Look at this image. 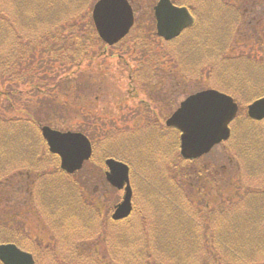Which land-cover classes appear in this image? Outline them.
Listing matches in <instances>:
<instances>
[{"label": "rangeland", "instance_id": "374dc122", "mask_svg": "<svg viewBox=\"0 0 264 264\" xmlns=\"http://www.w3.org/2000/svg\"><path fill=\"white\" fill-rule=\"evenodd\" d=\"M43 1L0 0V12L4 14V11L20 10L21 6L25 14L36 17L37 10L43 6ZM96 1L92 3V7ZM131 1L134 4L136 28L119 43L118 48L116 47L119 44L112 51L100 49V47H95L89 54L82 51L75 57L76 63L73 67L68 60L71 55L63 51L60 52L61 43L57 45L56 42L54 46H49L48 51L43 46L33 49L22 46L19 49L23 56L20 61L16 62L14 52L17 50V45L15 44V48L8 41L0 40V55L6 51L13 54V56L8 54L10 64L7 63L6 66L1 63L0 59V75H5L1 77V81L6 82L5 86L0 84V135L11 138L10 130H13L15 125L12 122L18 119L25 121L26 124H33L30 119H33L34 116L37 118L40 113L44 120L41 122L42 125H48L61 131H85L88 137L91 133L94 135V140L91 141L90 137L93 146L92 158L76 176L67 179L72 182L69 184L70 186L80 187V192L67 190V181L59 179L54 174L55 170L52 166L50 169L47 168L52 160L45 159L40 151L36 153L40 155L38 160L43 162L38 163V166L33 161V157L27 159L25 171L31 174L34 173L32 171L34 168L44 174L42 177L32 174L33 190L35 193L43 191L44 199L50 205L45 207V201H41L42 198L35 199L33 210L30 209L29 213L25 215V225L15 215V208L12 210L11 206L7 208L1 206L0 238L7 237L10 231L13 233L15 231L17 238H27L35 245L37 241L34 237L40 229V221H48L54 222V224L48 223L49 225L46 226L48 237L43 240L46 242L44 245L56 246L62 253L61 258L73 261V264H83L87 261L85 264H116L119 259H129L130 255L133 262L125 260L126 264H149L148 261L156 262L157 257H166L163 255L164 252H156L158 247L157 244L155 245V238L153 239L151 235V229L145 228L148 231L149 240H144L145 229L142 234L140 231L138 235L131 236L133 232L130 230V226L133 223H130V220L133 218L125 220L124 223L109 222L106 211L118 199L120 200L121 194L115 195L105 182L102 184L98 173L103 167L104 160L109 158L103 157V155H110L111 149H115L120 156L117 159L125 163L128 162L124 160V156L130 155V160L135 164L132 172L130 170L132 184L136 190L134 203L136 206V201L139 198L141 204L146 206V189H142L139 185L141 178L151 177L161 167V162L179 157V148L177 152L172 150L167 156L164 155L165 147L168 145L162 129L165 120L188 95L207 88L231 93L239 106L237 120L231 125V139L226 144L211 149L212 151L206 155L203 162L204 165L210 162L212 170L218 171L216 174L214 173V188L211 193L209 188L212 206H215L216 199L218 201L223 196H229V198H237L238 201L236 203L235 200H232L233 203L229 202L232 206L228 205V208L231 209L228 210V214L229 211L243 210L245 203L241 196L244 197L242 195L244 189L249 198L255 195L257 198L261 195L264 204V175L251 174L250 172L253 171L247 164V160L241 158L237 151L244 148V144H249L252 152L256 146H264V124H248L244 119L245 103L247 100L248 102L252 100V92L259 90L250 91L246 85L236 81L232 77L234 67H228L227 70L222 69L224 68L222 66L227 64L244 65L241 60L246 57L245 61H250V64L239 67L242 68V74L238 75V80L245 82L246 79L253 78L249 79L252 89L260 82L264 86V0H175L177 5L183 3L192 12L193 21L197 26L196 32H191L182 41L172 44H167L156 37L152 40L153 42L147 43L145 50L139 43L136 51L130 56H126V48L128 50L129 46L130 48L134 46L136 37H149L150 33L145 30L147 28L145 21L148 19L145 14L147 12L153 14L151 9L158 0ZM23 2L26 3V7L22 4ZM59 9H52V12ZM62 14V11L59 14H53L52 17L47 14L49 18L45 21L43 18V25L36 24L38 27L35 29L22 27L21 24L19 27L13 25L11 33L17 37L21 35L35 41L37 36H47L50 26L54 31L61 29L58 21L61 20ZM149 15L151 16V14ZM58 17L60 19L56 21ZM8 20L7 16L4 17L3 23H7ZM34 22L36 23L35 20ZM7 26L9 27L8 23ZM151 27L153 28L152 34L155 36V23ZM137 28L138 30L135 32ZM88 38H90L89 34H85L83 40L87 41ZM214 38L215 43L220 42L224 48L232 47V50L226 51L225 49L222 53H217L216 59H214L210 46V42L213 44ZM188 39L191 44L205 41L209 53L206 52L201 60L196 57H188V64H186L182 56H176L175 53L181 52L182 46L186 45ZM2 42L5 48L1 46ZM86 44L84 43V46ZM59 53L66 55H59ZM241 54L244 55V58L229 63L230 59L238 58L237 56ZM260 69L262 70L260 71ZM191 70L196 74L193 75ZM246 73L247 77L243 79ZM23 74L28 75L21 78ZM11 75H18V77L10 78ZM193 76L194 78H192ZM152 88L157 92L161 91L166 101L161 102L159 99H155L154 103H151L150 101L153 99L150 94L154 93ZM49 106L52 108L49 109ZM47 115L52 116L53 123L55 120L61 123H56L57 126L45 123ZM128 119H130V124L122 129L118 127L117 121ZM16 126L23 129L22 125ZM154 128L158 137H156ZM30 129L35 134V140L37 133L33 128ZM128 136H130V150L124 149L122 146L119 149L118 144ZM31 140L33 141V138ZM32 145H36V140ZM34 149L38 150L37 147ZM4 154H0V167L11 170L13 166L17 165V161H22L17 159L22 156L20 150L12 149L5 156H3ZM234 156L238 159L237 161L233 158ZM255 160L253 158L252 162ZM47 170L50 172H46ZM62 177L65 178V176ZM13 180L12 183L0 185V190H13L16 179L13 178ZM81 181L84 182L85 187L80 185ZM62 182L66 190H63L62 203L67 207H64L66 210L63 213L64 221L60 219V208L57 207V202L61 199ZM226 183H230L228 184L231 185L230 189ZM201 192V196H204L206 183L204 189L201 188ZM68 195L71 196L68 197ZM101 205H105V209L98 210ZM154 205L151 203L149 207ZM262 209L257 216L264 215ZM70 211L72 216L74 211L76 212L73 216L76 217V220L70 219ZM58 224L61 225L60 228L56 227ZM122 234L128 236L130 240L128 246L121 247L122 245L119 244L120 240H124L123 237L119 240ZM32 236L34 237L31 240ZM51 239L54 241L53 243L50 242ZM21 242L23 243V241ZM145 244L149 246H145ZM112 245L115 247L113 248ZM23 247L32 248L28 243H25ZM49 250L39 253L38 247L36 246V249L33 247V252L37 251L39 254L34 255V264H48L51 259L48 257L51 256ZM105 250L108 252L106 260L101 254ZM133 257L139 261L136 262ZM203 257L206 259L205 255ZM53 264H57V261L54 260ZM227 264H231V262L228 261Z\"/></svg>", "mask_w": 264, "mask_h": 264}, {"label": "trees", "instance_id": "16d2710c", "mask_svg": "<svg viewBox=\"0 0 264 264\" xmlns=\"http://www.w3.org/2000/svg\"><path fill=\"white\" fill-rule=\"evenodd\" d=\"M94 1L95 0H45L43 1V6L41 8L43 10H37L36 17L30 16V14H25L24 9H22L21 6L20 10L8 9L9 12L4 11V14L0 12V40L2 39L3 41H8L15 48V44L17 45V50H15L14 52V59L16 58V62L20 61V58H22L23 56L22 51L19 49L20 47L26 46L33 49L35 47L43 46L45 50L48 51V47L54 46L56 42L57 45L58 43H61L60 52L63 51L71 55L68 60L71 62L70 64L72 67L75 65L74 63H76L75 57L77 55H80L82 51L86 54H89V52L92 51L95 47H100V49L103 48L112 51L113 48L117 45L112 48H107L105 45H103L102 42L98 39L94 26L92 24L91 9L92 3ZM172 2L175 3L176 1L172 0ZM22 4L24 5V7H26L25 2H23ZM54 7L56 9H60L52 12V9H55ZM44 10L46 11L44 12ZM61 11L63 12V14L61 15L62 18L60 21H58L61 29H59L58 31H54L50 26L47 36H37L35 41H32L30 38H25L21 35L17 37L16 35H13L11 33V28L13 27V25L19 27L21 24L22 27H27L28 29L33 27V29H35L36 27H38V25L36 26V24L43 25V18L44 21L45 19L49 18L47 14L52 17L53 14H59V12ZM149 14H151V16ZM3 16L8 17L9 20L7 21V23L9 24V27L7 26V23H3ZM145 16L148 18L145 21L147 26L145 30L150 33L148 34L149 37H136L134 46L131 48L129 46L128 50L126 48V56H130V54L136 51V48L138 47L137 44L141 43L142 48L145 50L147 43L153 42L152 40L156 38V36L152 34L153 28L151 27L154 24L153 14L151 12H147ZM59 19L60 17H58L56 21ZM34 20L36 21V23L34 22ZM149 27L152 29L149 30ZM135 28L136 25L133 27L132 31ZM196 28L197 26L194 25L193 27L187 29L182 34L181 38L186 37L188 34H191V32H196ZM137 30L138 28L135 32H137ZM85 34H89L91 39L88 38L87 41H84L83 38ZM10 35L14 37L13 41ZM179 40L180 39H176L167 44H172L178 42ZM84 43H87L88 46L87 44L84 46ZM212 45H214L215 47L220 46L216 44ZM1 46L5 48L3 42L1 43ZM119 46L120 44L116 48H118ZM146 51L151 53L149 50ZM206 52H208V49L205 41L191 44L190 39H188L186 45L182 46L181 52H176L175 54L176 56H182L185 63L188 64V57H196L201 60ZM8 54L13 56V54H11L10 52L7 53V51L6 53L0 55L1 63L4 66L10 64ZM59 55L66 54L59 53ZM172 68L177 69L176 67ZM28 74L21 75V78H24ZM3 76L5 75H0V84L5 86L6 82L3 83L1 81V77ZM11 76L12 77H8H18V75ZM11 82L14 83L13 80H11ZM152 90L154 91V93L150 94V97L152 96L153 100H151L150 102L154 103L155 99H157L156 97H154V95H159L161 91L157 92L154 88H152ZM159 100L161 102L163 101L160 98ZM48 108L50 109L52 107L49 106ZM41 115L42 113H40L37 118L34 116L33 119H30L29 116H27L33 124H26L25 121H21L18 119L12 122L15 125L14 129L10 130V134L12 135L11 138L10 136H6V138L3 137L2 134L0 135V154H6L9 152V150L12 149L17 151L20 150L22 154L20 158H17L21 159L22 161H17V165L13 166L11 170H8L9 168L6 167H0V172L3 171L0 174V176H2L0 177V185L6 182L12 183L14 182L13 178L16 179L18 174L28 172L25 171V167L27 159L29 157H33V161L36 165H38L37 160L40 155L36 153L37 151H40L43 156L50 155L49 153H46V155L44 154L43 150L45 149V143L43 142L39 134V126L42 125L41 122L44 121L42 120L43 118H41ZM245 122L248 124H260L257 122H253L246 117ZM45 123L49 125H56V123L61 122L55 120L53 123V118L51 115H49L47 119H45ZM116 123L118 127L122 129L126 125L130 124V119L126 121L119 120ZM16 125H22L23 129H19ZM29 127L33 128L37 133L35 137L36 145H32L33 141H35V134ZM162 129L164 130L166 141L168 143L164 150V155L167 156L172 150H174L175 152L178 151L179 133L174 129H166L165 127H162ZM82 133L87 135L85 131ZM155 134H157L156 137H158L156 129ZM90 137L91 141L94 140V135L92 133L88 138L90 139ZM32 138L33 141L31 140ZM99 139L101 138L99 137ZM172 139H174V141H172ZM118 145L119 149L120 146H122V148H128V150H130V136H128L127 139H125ZM34 147H37L38 150L34 149ZM237 151L241 158L247 160V164L253 171L250 172L251 174L257 173L258 175H264L263 145L256 146L252 152L249 144H244V148H240ZM5 154L3 156H5ZM103 157H112L116 159L120 158L115 149H111L110 155L104 154ZM124 158V160L128 162L127 164H129L131 168L135 167L133 161L130 160V155L128 157L124 156ZM233 158H235L236 161L238 160L235 156ZM253 158L256 159L255 162H252ZM204 159L205 157L199 160L189 161L182 159L180 156L178 158L173 157V160L171 161L161 162V167L151 177L141 178L140 186L142 187V189H146L145 198L147 204L142 208V204L138 205V203H136V208L130 216L131 218H133L132 220H130V223H133L130 226V230L133 232L131 236H134V234L138 235L140 231V234H142V231L145 228L151 229V235L153 239L155 238V245L157 244L158 247V250L156 249V252H164L163 255H166V257H157L156 262H150L147 260L149 264H227L228 261H230L231 264H264V226H262V224H264V215L257 216L261 208H263L262 210H264L263 198L261 197V195L257 198H255L256 195L249 198L244 189V192L242 193L244 197L241 196L245 203V207L243 210L238 211V209L229 211L228 214V210H231L228 208V205L230 207L232 206V204H229V202L235 200L236 203L238 201L237 198H229V196H223V198L219 199L218 201L216 199L215 206H212L211 197L209 195L214 188V181L208 177V170L203 164V162L205 161ZM16 170L17 174L15 175ZM32 171L34 172V174L42 177L36 170ZM74 176L75 175L66 177L64 179H72ZM240 180L241 179H239V181ZM66 181L67 190L69 189L71 190V192L80 190V187L76 185L70 186L69 184L72 182H69L68 180ZM205 183L206 193L204 196H201V188L204 189ZM226 184L228 185L230 183ZM80 185L82 187L86 186L83 181L80 182ZM228 186L230 189L231 185ZM60 189L61 199L59 202H57V207L60 208V212H62L64 210V207H66L65 204L62 203V199H64L63 190H65V185L63 184V182ZM71 195H68V197H70ZM151 203L155 205L149 207V204ZM75 213L76 212L74 211L73 216H75ZM61 215L63 216V213ZM70 215L72 216V213ZM130 217L129 219H131ZM121 223H124V221ZM15 235V231L14 233L13 231H10V234L7 237L4 236L0 238V244L13 243L21 249L30 252L32 251L31 253H34L33 255L38 254L37 251L33 252V247L36 249L37 246L40 250L39 253H43L45 250L50 249L49 251L51 252V256L48 257H51V259L49 260L48 264H53L54 260L57 261V264H73V261H68L61 258L60 255L62 253L59 251V249H57L56 246H47L44 245L45 243L43 242H39L37 243V245H34L27 238H17ZM124 235L125 234H122L119 238V240L123 238L124 240H118L119 244L122 245L121 247H125L130 244L128 236ZM143 236L144 240H149L147 229L144 230ZM33 237L34 236L30 238ZM21 241H23V243ZM25 243H28V245L32 246V248L29 247L28 249L23 247ZM111 243L114 244L113 242ZM145 246L149 245L145 244ZM114 247L115 246H113V248ZM101 254L104 255V259L106 260L108 252L105 250ZM204 255L206 259H204ZM211 256L212 260L210 261ZM128 258L129 259H119L116 264H126L125 260H130V262H133V260H131V255L128 256ZM133 258L136 262L139 261L137 260V258Z\"/></svg>", "mask_w": 264, "mask_h": 264}, {"label": "water", "instance_id": "95a60500", "mask_svg": "<svg viewBox=\"0 0 264 264\" xmlns=\"http://www.w3.org/2000/svg\"><path fill=\"white\" fill-rule=\"evenodd\" d=\"M157 35L173 40L193 23L186 8L174 6L170 0H159L154 10ZM92 21L99 38L109 46L118 43L134 23L133 11L126 0H98L92 9ZM237 106L233 100L214 90L198 92L188 97L167 119L166 126L180 133V155L196 159L207 154L230 135L229 124L235 118ZM248 116L264 119V98L248 106ZM51 153L60 158L61 168L68 174L79 170L92 154L91 144L82 133H61L47 126L41 128ZM106 180L116 189H123L121 202L116 206L113 220L127 218L132 211V192L128 167L114 159L106 160ZM1 264H34L32 255L14 244L0 245Z\"/></svg>", "mask_w": 264, "mask_h": 264}, {"label": "flooded vegetation", "instance_id": "af4514ba", "mask_svg": "<svg viewBox=\"0 0 264 264\" xmlns=\"http://www.w3.org/2000/svg\"><path fill=\"white\" fill-rule=\"evenodd\" d=\"M190 14L193 16V14H192L191 11H190ZM242 58H243V56H242ZM240 59H241V57H239V60ZM241 66L242 65H240V66H234V65L231 66V65H228L227 66V68L228 67H234V73H232V77L233 78L242 71V68H239ZM238 82L241 83V81H238ZM155 97L157 99L161 98L163 101L164 100L166 101L165 97H163L162 95H155ZM260 122H264V121H260ZM47 156L50 157V158H53L54 163H56V165L58 167V161H56L54 159V156L51 155V154L50 155H47ZM45 159H47L48 161H50L49 158H45ZM41 162H43V161H41ZM205 168H207V170H208V172H207L208 177L213 180L214 179V173L216 174L218 171H216L215 169L212 170V166L210 165V162L207 165H205ZM129 171H130V165H129ZM57 172L59 174H62V172L60 171L59 168L57 169ZM98 175L101 178V183L102 184L104 182L106 183V181H105V168L104 167H102L100 169V173H98ZM30 179H31V176L28 173H24V174L23 173H20V174L17 175L16 182H15V189L14 190H6V189H1L0 190V206H3L4 208H7V207H10L11 206L12 207V210H13V208H15V215L23 222L24 225H25V223H24V221H25V215L29 213V210L30 209L33 210L35 199L42 198L41 201H45V204H44L45 207L50 205V203L47 202L44 199V192L43 191H39V192L35 193L34 190L31 189L32 188V184L30 182ZM106 185L109 187V189L111 191L112 190H115V189L111 188V186L108 185L107 183H106ZM130 185H131V188H133V185L131 184V182H130ZM132 190H133L132 193H133V197H134V189H132ZM115 191L116 192L115 193L113 192V193L115 195L119 196L120 193H121V191H117V190H115ZM14 204H15V206H14ZM114 206L115 205L113 204L112 205V209H114ZM101 209H105L103 207V205H101V206L98 207V210H101ZM112 213H113V211H111V212L110 211H106V214H107V218L108 219L111 218ZM60 219H63V221L65 220V218H61V217H60ZM31 223H29V224H31ZM40 223H41L42 226L39 224L40 225V229L36 233V236L38 238L37 237H34V238L36 239L37 243H39V242L46 243L45 241H43V240H45L48 237V235H47L48 233L46 231V226H48L49 224H54V222L40 221ZM56 227H59L60 228L61 225L58 224ZM31 240H32V238H31ZM31 242L33 243V241H31ZM50 242L53 243L54 241L51 239ZM37 243H35V245H37ZM33 254H32V256L34 257Z\"/></svg>", "mask_w": 264, "mask_h": 264}]
</instances>
